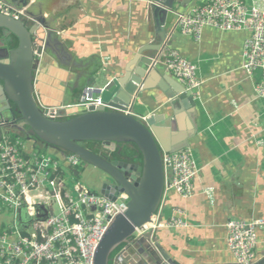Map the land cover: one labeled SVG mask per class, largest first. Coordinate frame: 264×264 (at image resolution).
I'll use <instances>...</instances> for the list:
<instances>
[{"label":"crops","instance_id":"obj_1","mask_svg":"<svg viewBox=\"0 0 264 264\" xmlns=\"http://www.w3.org/2000/svg\"><path fill=\"white\" fill-rule=\"evenodd\" d=\"M188 2L181 9L177 4L182 14L204 6L207 0ZM6 3L16 10L25 9V22L30 26L35 18H41L52 39L60 44L57 47L60 55L48 48L37 66L36 99L41 109L77 107L88 90L97 97L94 89L104 88L117 77L138 49L158 45L155 20L147 0H6ZM175 18L171 16L166 25L173 28L168 34L172 49L197 66L202 83L197 99L198 129L188 141L199 173L192 197L186 199L169 192L162 215L165 222L174 210L182 209L190 227L163 228L156 232L155 238L172 258L184 264H231L236 260L227 246V223L264 218V99H259L255 91L262 76L257 73L250 77L244 69L248 32H222L207 27L196 40L176 28ZM1 34L0 30V37ZM147 55L154 56L155 52ZM156 76L158 81L162 80ZM157 93H146L140 108L135 109L137 116L160 108L161 101L156 103L152 99ZM182 121L183 129H194L187 113ZM2 134H13L27 141L29 152H37L40 147L46 150L44 154H50L45 146L27 135L7 131ZM59 152L54 156H63ZM87 170L94 174L90 183L93 188H89L97 192L95 189L103 178L95 173L96 169ZM4 219L0 217V229L4 227ZM259 238L263 249L264 229Z\"/></svg>","mask_w":264,"mask_h":264},{"label":"water","instance_id":"obj_2","mask_svg":"<svg viewBox=\"0 0 264 264\" xmlns=\"http://www.w3.org/2000/svg\"><path fill=\"white\" fill-rule=\"evenodd\" d=\"M147 1L155 20L158 45L138 49L117 77L104 88L94 89L109 108H57L56 120L48 118L37 103L35 73L48 48L60 55L59 42L52 39L51 31L41 18H35V23L30 26L25 20L0 14V130L25 133L47 147L51 155L62 151L61 155L77 156L85 169L94 168L107 177V181L96 188L99 194L118 203L120 195L128 197V211L113 219L97 249L95 264H184L161 248L155 236L136 235L138 228L152 222L163 200L162 154L188 148L189 139L198 129L197 100L164 63L173 51L168 35L173 28H166L167 22L171 16L177 21L182 14L180 9L190 2ZM14 37L19 42L17 48L11 47ZM148 52H155V55H147ZM156 75L162 80L158 81ZM151 91L158 92L152 99L156 103L161 101L160 108L137 116L136 106ZM184 113L194 129H183ZM87 142L100 143L111 153L121 145H135L141 153L142 163L110 162L86 149L82 143ZM79 173L75 171L74 175L79 176ZM19 213L18 224L21 226ZM45 217L44 214L40 219ZM252 264H264V248L260 245Z\"/></svg>","mask_w":264,"mask_h":264},{"label":"built area","instance_id":"obj_3","mask_svg":"<svg viewBox=\"0 0 264 264\" xmlns=\"http://www.w3.org/2000/svg\"><path fill=\"white\" fill-rule=\"evenodd\" d=\"M0 14L16 20L27 19L25 9H13L3 0H0ZM207 27L249 33L244 44V69L253 78L261 73L255 91L259 99H264V0H207L204 6L179 15L176 22L183 35L196 40ZM164 63L197 100L202 85L197 66L174 50ZM90 92L77 107L109 108L100 96ZM42 110L48 118L57 119V108ZM28 150V142L20 138L12 140L5 136L0 141V204L13 212L9 227L0 229V264H95L97 249L113 219L128 211V197L122 194L118 198L120 203L113 202L81 183L70 184L63 165L73 172L84 168L81 159L73 154L57 157ZM162 161L163 200L152 222L136 230L137 236L154 237L163 228L190 227L182 209L174 210L165 222L162 215L169 192L186 199L192 197L199 173L194 153L190 148L164 152ZM44 214L45 219H40ZM263 229L264 218L227 223V246L237 264H252L257 258L259 232Z\"/></svg>","mask_w":264,"mask_h":264},{"label":"trees","instance_id":"obj_4","mask_svg":"<svg viewBox=\"0 0 264 264\" xmlns=\"http://www.w3.org/2000/svg\"><path fill=\"white\" fill-rule=\"evenodd\" d=\"M18 45H19V42H18L17 38L14 37V43L11 45V47L17 48ZM16 114L18 117L20 116L19 112H16ZM2 133H3V131L0 130V141H2L3 137H5ZM7 136L9 137V134ZM17 138L18 137L16 135H14L13 138H11V139L16 140ZM32 139H34V138H32ZM82 145L86 149L90 150L91 152H93L96 155H99L100 152L104 151V147L102 146V144L97 143V142H87V143H82ZM46 149H47V147H46ZM120 149L122 150L121 153H119ZM120 149L116 150V152H114L112 154L113 158L123 159V160H127L131 163L141 165L142 156H141V153L139 152L138 148L135 145H121ZM116 253L112 254L111 258H113Z\"/></svg>","mask_w":264,"mask_h":264},{"label":"rangeland","instance_id":"obj_5","mask_svg":"<svg viewBox=\"0 0 264 264\" xmlns=\"http://www.w3.org/2000/svg\"><path fill=\"white\" fill-rule=\"evenodd\" d=\"M136 108L139 109L140 104L137 105ZM142 115H144V114H142ZM13 136H14L13 134H9V137L13 138ZM37 151L47 153L46 150L44 151L40 147H37ZM62 169H63V173H64L65 178L69 181L70 184L75 182V183H81V184L87 186L88 188H89V186L92 187V185L90 183L93 182V180H91V175L94 176V174H91L93 172H88V170L86 171V169L84 170V168H83L80 170L81 171L80 176L75 177L74 172L70 168H68L66 165H63ZM12 214H13V212L11 210H9L6 206H3L2 204H0V217H5V219L2 222L3 226H4L3 229H7L9 227L8 219L12 216Z\"/></svg>","mask_w":264,"mask_h":264},{"label":"flooded vegetation","instance_id":"obj_6","mask_svg":"<svg viewBox=\"0 0 264 264\" xmlns=\"http://www.w3.org/2000/svg\"><path fill=\"white\" fill-rule=\"evenodd\" d=\"M1 37H2V34H1ZM24 135H25V133H24ZM118 148H119V147H118ZM117 150H119V149H117ZM59 153L62 154L63 152L60 151ZM112 154H113V153H111L110 151L104 149V151L100 152L99 156L108 159V161H110V162H113V161H114V162H115V161H122V160H123V159H116V158H113ZM125 161H127V160H125ZM128 162H129V161H128ZM133 164H134V163H133ZM96 172H97V174H100L99 176H101V178H103V182H104V181H107V177L105 176V174H103V173H102L101 171H99V170H96L95 173H96ZM97 177H98V176H97Z\"/></svg>","mask_w":264,"mask_h":264}]
</instances>
